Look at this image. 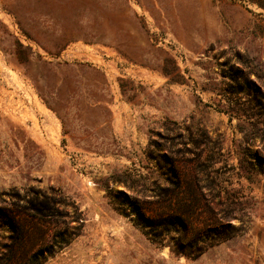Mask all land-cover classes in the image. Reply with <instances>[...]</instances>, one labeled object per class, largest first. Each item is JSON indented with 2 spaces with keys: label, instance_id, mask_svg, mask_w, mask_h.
Returning <instances> with one entry per match:
<instances>
[{
  "label": "rangeland",
  "instance_id": "obj_1",
  "mask_svg": "<svg viewBox=\"0 0 264 264\" xmlns=\"http://www.w3.org/2000/svg\"><path fill=\"white\" fill-rule=\"evenodd\" d=\"M0 264H264V0H0Z\"/></svg>",
  "mask_w": 264,
  "mask_h": 264
},
{
  "label": "trees",
  "instance_id": "obj_2",
  "mask_svg": "<svg viewBox=\"0 0 264 264\" xmlns=\"http://www.w3.org/2000/svg\"><path fill=\"white\" fill-rule=\"evenodd\" d=\"M167 74H171V72H166ZM182 75L181 74H176V76L173 77L174 80L176 79H181ZM177 185L179 186V182H177ZM50 210V207H48L47 210H44V207L42 208H37V212L40 214V215H51V214H48L46 211H49ZM47 213V214H45ZM184 213H185V210H180V212H163L162 213V216H164V222L166 227H170V228H176V227H179V226H183L185 228L186 224H185V218H184Z\"/></svg>",
  "mask_w": 264,
  "mask_h": 264
},
{
  "label": "crops",
  "instance_id": "obj_3",
  "mask_svg": "<svg viewBox=\"0 0 264 264\" xmlns=\"http://www.w3.org/2000/svg\"><path fill=\"white\" fill-rule=\"evenodd\" d=\"M68 50L67 49H64V51H62V53H61V55H68V54H66V53H69V52H67Z\"/></svg>",
  "mask_w": 264,
  "mask_h": 264
}]
</instances>
